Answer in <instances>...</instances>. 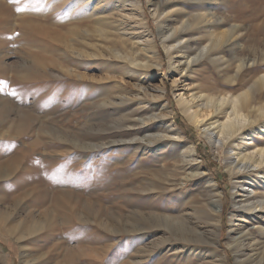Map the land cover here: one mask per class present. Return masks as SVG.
Segmentation results:
<instances>
[{
    "label": "rangeland",
    "instance_id": "rangeland-1",
    "mask_svg": "<svg viewBox=\"0 0 264 264\" xmlns=\"http://www.w3.org/2000/svg\"><path fill=\"white\" fill-rule=\"evenodd\" d=\"M130 1L0 0V264H237L226 241L241 233L247 264H264V208L238 210L247 183L235 185L181 111H208V119L211 110L193 92L238 91L264 73L244 70L228 85L213 57L242 54L213 50L188 67L183 57L205 43L208 25L220 22L219 33L264 21V0ZM105 17L98 35L95 20ZM187 17L193 24L173 40L170 59L162 40ZM140 86L164 89L154 113L168 106L178 143L194 145L195 160L147 143L149 133L175 134L166 132L168 121H141L151 111L138 109L146 99ZM256 130L246 139L260 146ZM195 163L202 174L183 181ZM252 187L250 197H264V179ZM216 199L219 224L206 206Z\"/></svg>",
    "mask_w": 264,
    "mask_h": 264
},
{
    "label": "bare ground",
    "instance_id": "bare-ground-1",
    "mask_svg": "<svg viewBox=\"0 0 264 264\" xmlns=\"http://www.w3.org/2000/svg\"><path fill=\"white\" fill-rule=\"evenodd\" d=\"M127 1L129 2L130 0ZM133 3L134 2H132V4ZM195 16L197 17L198 14H196ZM105 20H107L106 17L96 18L95 20L96 26L94 27L93 31L97 32L98 35L105 34ZM254 20L248 19L242 22V24H232L227 30L219 33H215L213 27L216 26L215 24H220V22L217 21L213 23V25L206 26L207 29L205 32V43L201 40H198V44H196V47L193 52H183V57H187L184 63V67H188L190 63L197 62L200 57L202 58L203 55H211V51L213 50H217L218 52L216 53L218 54L223 52V50L233 49L234 52H237L240 55L242 54V56L235 60L234 57H232L231 59L224 60L223 55H214L213 57L216 61H220V63L223 62L222 65L225 66L222 67V70H224L226 74V82L228 83V85H232L241 71L253 70L255 68L264 66V52H262V49L260 50V47L264 46V21ZM178 23H180V25L178 24L180 26L179 28L177 26L171 27L172 32L174 33V38L162 40V47L165 51V54L170 59L172 58L170 49L173 47V40L180 38L182 39L186 37L185 25L189 27L193 24L192 21L188 19V17L186 19L183 18ZM72 31L75 30L73 29ZM85 32L87 33L86 30ZM146 42L147 45H144L143 47H151V39H148ZM139 88L142 89V97L146 99L140 101L144 102L145 104L140 106L138 109H143L146 111L148 110V112L151 111V113L148 114L149 116L147 118L142 117L141 121L145 123L157 119L158 122L163 124H166V122L168 121V123L165 125V127L168 129V131L166 132L171 133L173 131V133L175 134L173 137H168L166 134L163 133L162 135H155L152 133L151 135H149V133L146 137V139L148 138L147 143H155L158 146L168 145L170 147H173L174 149L181 148V145H179L178 140L181 139L182 133L172 120V112L169 110V108H167L168 106L164 104L160 106L161 111H159L158 113H154L157 107L156 104L158 103L154 100L163 97L164 89H160V91H156V93H154L152 91L150 92V90H148L146 87L140 86ZM263 88L264 73H256L253 74L252 78L245 84V86L238 91L236 89L233 90L232 88H230L218 94L208 93L207 91L205 92V90L203 89H198L197 91L193 92L192 97L195 99H200L203 106L209 107V109L211 110L212 116L209 114L210 117L208 119H205V116L208 111H206L205 116H203L199 115L195 110L188 112V110L190 109L189 107H185V109L181 110L187 120L191 124H193L199 130V132L208 139L210 145L212 146L213 150L217 153V155L223 157L224 166L230 174L231 178L234 180L235 185L239 187L243 186V182L247 183L246 188H244L242 198L240 200H237L234 204L239 205L238 210L243 209L246 212H251L254 208L258 206L261 209L264 208V197H250L251 190L253 191V193L257 191L255 190V187L252 186H257V184L262 183V180L264 179V143L258 146L253 141L248 142V140L246 139V137L249 136L247 132L252 131L255 127H257L256 132L264 136V101H261L262 99H264ZM257 100L258 103H256ZM107 102L108 101H104L101 104ZM122 103L124 102L121 100L117 104L121 106ZM147 104L148 106H146ZM167 115L169 116L168 120L165 119ZM133 121L135 120L133 119ZM225 147L228 148L227 153L226 151H224ZM181 149H183L181 152L182 157H184L185 159L188 158L191 160H195L196 155L194 145H188ZM196 166L197 169L192 170L190 168L191 171H188L186 174H184V176L182 177L183 181H191L196 176L198 177L200 174H202L199 171V164H196ZM208 181L210 182L211 180L209 179ZM214 186V182L210 184V188L213 189ZM243 187H245V185ZM206 206L207 210L215 213V216L218 218L216 222L219 224V201L217 199L216 201H206ZM151 217H156L159 219H169L167 217H161L155 214L151 215ZM242 228L237 229L240 232H243ZM248 240L249 239L247 238V235L245 237V235L241 233L238 237L233 238L231 241H226V245L231 248V250H233L235 257L237 258V264H247L251 262V260L249 259L250 257L246 255L245 250V248L248 247V244L246 245V243L249 242ZM242 255L245 256L243 260H241Z\"/></svg>",
    "mask_w": 264,
    "mask_h": 264
},
{
    "label": "snow or ice",
    "instance_id": "snow-or-ice-1",
    "mask_svg": "<svg viewBox=\"0 0 264 264\" xmlns=\"http://www.w3.org/2000/svg\"><path fill=\"white\" fill-rule=\"evenodd\" d=\"M12 2H17V0H12ZM18 10H22V9H18Z\"/></svg>",
    "mask_w": 264,
    "mask_h": 264
}]
</instances>
